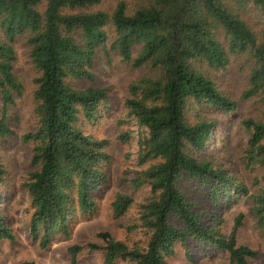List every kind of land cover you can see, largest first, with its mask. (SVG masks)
<instances>
[{
  "label": "trees",
  "instance_id": "trees-1",
  "mask_svg": "<svg viewBox=\"0 0 264 264\" xmlns=\"http://www.w3.org/2000/svg\"><path fill=\"white\" fill-rule=\"evenodd\" d=\"M102 1L0 0L1 138L16 135L9 112L24 90L15 71L13 43L19 36L29 35L30 55L40 72L34 93L38 126L22 136L24 142L35 144L31 160L36 169L24 183L33 241L48 248L58 236L70 238L78 219L97 211L94 193L109 182L108 141L84 128L100 117L108 93L103 88H78L74 82L93 80L98 51L109 54L107 27L112 25L117 34L112 48L133 67L149 66L154 73L130 84L125 101L129 117L145 129L140 133L137 160L147 165L128 187L150 190L140 204L139 222L128 226V231L140 230L149 239L144 247L131 246L100 232L105 246L69 247L73 264L86 248L103 250V264H172L176 245L189 256L192 242L227 253L232 264H251L259 251L237 239L245 214L240 213L231 233L225 234L222 221L197 211L180 184L186 178L200 182L215 205L221 195L228 202L250 197L249 215L264 237L262 180L257 179L259 188L251 193L229 170L201 155L216 126V120L203 112L214 108L230 115L238 109V102L218 87L211 69H225L231 55L247 53L253 67L243 97L260 95L264 100V32L255 30L240 11L253 5L264 15V0H144L132 9L126 0H117L111 13L98 9ZM221 32L227 44L218 38ZM241 124L249 135L248 165L264 168V115L245 118ZM7 185L8 170L0 155V203L7 197ZM134 203L133 193H116L115 217L125 216ZM15 239L10 216L0 205V240Z\"/></svg>",
  "mask_w": 264,
  "mask_h": 264
},
{
  "label": "rangeland",
  "instance_id": "rangeland-1",
  "mask_svg": "<svg viewBox=\"0 0 264 264\" xmlns=\"http://www.w3.org/2000/svg\"><path fill=\"white\" fill-rule=\"evenodd\" d=\"M144 0H126L129 8L142 4ZM117 0H103L98 9L112 12ZM242 17L258 32H264V15L253 5H246L240 9ZM109 39L107 49L109 54L98 51V56L92 68L93 80H76L78 88H103L108 93V100L101 107V115L93 123L85 124L88 134L97 139L108 141L106 151L110 160L105 163V171L109 182L104 185L94 197L98 202L97 211L78 219L75 231L68 239L58 236L51 246L42 248L34 242L29 231L30 199L25 191L24 183L36 169L32 165V155L35 144L24 142L22 136L34 131L38 126L35 114L37 101L34 93L37 88L35 79L40 72L31 58V45L28 43V34L16 38L13 45L17 54L15 71L24 85L23 93L16 98V105L10 107L9 124L16 135L8 138L0 137V155L8 170L7 197L0 205L10 216L16 239L14 241L0 240V264H21L23 261H34L36 264H73L69 247L75 244L87 246L91 243L105 246V242L98 237L100 232H109L114 238L126 241L129 245L146 246L148 234L140 230L128 231V226L138 223L140 204L148 197L150 190L143 187L133 190L130 181L147 165L138 164V141L140 128L136 120L128 115L125 101L130 97L129 86L144 77L154 76L149 66L133 67L125 62L117 49L112 48L116 39V31L108 25ZM0 37L3 34L0 30ZM218 38L227 44L224 34ZM138 49H135V56ZM253 62L247 53L231 55V61L225 69H211L212 77L218 87L229 97L238 102V109L230 115L214 108L203 112L208 118L216 120V126L211 140L208 142L202 157L210 159L215 165L229 170L239 182L245 184L251 193L258 190L257 179L264 180V168L249 166L247 149L249 135L241 122L253 117L260 119L264 115V100L260 95L244 98L243 93L249 85V78ZM1 104V103H0ZM2 106L0 105V112ZM129 134L125 141L119 137ZM187 198L195 204L197 211L204 216L214 215L222 221L220 227L225 234L231 233L235 219L240 213L245 214L243 225L239 228L238 243L247 245L259 251L257 258L251 259V264H264V237L256 228L254 218L249 215L252 199L246 196L234 197L229 200L221 195L217 205L211 202L209 192L200 182L188 178L181 182ZM131 189V190H130ZM119 191L131 192L135 196V203L123 217H115L112 202ZM190 254L180 245H176V254L170 258L172 264H232L227 253L212 248L198 247L195 242L189 244ZM103 250L86 248L79 253L75 264H103ZM117 264H132L118 261Z\"/></svg>",
  "mask_w": 264,
  "mask_h": 264
}]
</instances>
